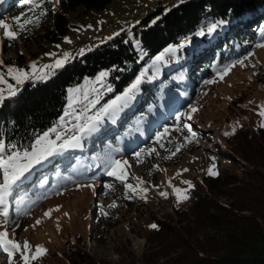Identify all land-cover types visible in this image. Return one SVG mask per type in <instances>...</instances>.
I'll list each match as a JSON object with an SVG mask.
<instances>
[{"label": "trees", "instance_id": "1", "mask_svg": "<svg viewBox=\"0 0 264 264\" xmlns=\"http://www.w3.org/2000/svg\"><path fill=\"white\" fill-rule=\"evenodd\" d=\"M21 1L24 0H17V6L25 3ZM111 1L51 0L56 7L54 11L48 9L52 24L38 42L59 40L68 30L66 15L78 6H84L86 11L99 10ZM258 20L264 22V0H184L168 9L148 8L146 13L140 14L138 23H133L132 34L120 33L103 43H91L81 55L56 69L46 80L26 82L16 96L0 105V137L8 144L30 150L36 137L59 123L69 110L71 87L86 79L94 80L92 86L98 88L91 96H98L97 107H102L122 95L138 78L141 80L135 99L123 107V114L119 113L115 121L108 120L98 131L85 135L80 147L57 153L26 173L7 198L10 209L19 208L16 201L24 194V198L30 196L33 189H40L39 194L30 196V201L37 203L38 196L58 193L68 181L88 178L72 170L78 169L76 159L82 152L88 160L101 165L102 157L116 153L115 146L125 150L127 140L144 139L141 147L125 150L138 165H144L147 162L144 148L155 145L162 150L170 146L168 138L171 136L165 135V129L168 135L179 134L176 125H180L183 111L178 108L177 114L170 117L171 122H166V117L159 120L156 115L168 99V91L185 84L181 72L184 64L177 63L181 61L180 56L187 53V58L190 55L194 60L204 55L198 59L204 65L205 53L212 50L211 45L225 40L214 49V55H208L216 70L233 60L234 53L241 54L236 47L244 43L235 39L241 38L244 28L246 32L247 28L257 27ZM212 24L218 26L207 34ZM201 30L204 36L197 35ZM250 38L253 39L248 47L259 43L254 41L255 36ZM185 43L192 44L191 48L178 47ZM170 48L177 50L169 52ZM161 54L163 60L157 61L156 57ZM7 62L17 68L26 64L23 54ZM191 65L186 68L189 70ZM101 72L108 75L102 83H97ZM189 79L192 82L197 78ZM201 89L202 84H199ZM186 106L192 109L191 104ZM145 128L147 133H144ZM232 129L222 133L228 142V153H217L228 159V168H220L218 175L208 176L197 185L192 205L176 208L175 215H167L163 220L156 219L158 226L146 235L147 245L140 258L129 252L108 264H264V127L253 130L236 126L233 134L225 135ZM182 139L187 150L199 149L198 144L189 143L186 135ZM106 147L107 152L103 150ZM137 151L142 152V162L134 155ZM85 162V157L78 161L80 165ZM58 171L67 174V181L59 178ZM64 247L62 258L56 264H99L78 241L67 240Z\"/></svg>", "mask_w": 264, "mask_h": 264}, {"label": "rangeland", "instance_id": "2", "mask_svg": "<svg viewBox=\"0 0 264 264\" xmlns=\"http://www.w3.org/2000/svg\"><path fill=\"white\" fill-rule=\"evenodd\" d=\"M182 1L184 0H112L102 9L88 11L80 5L66 15L68 30L59 40L38 42L41 34L51 27L52 18L48 9L54 11L55 3L51 0L39 1L40 7L33 8L32 5L25 3L19 7L17 0L13 2H16L15 4H10L11 0H0V20L9 24L12 30L17 32V38L13 40L5 35L3 28H0V61H3L0 63V75H3L7 81V84H0V89L7 94L8 84L20 89L28 81L40 80L29 79L17 86L12 77L7 75L9 68L27 71L31 76L32 65L35 64L38 75L48 72L50 77L58 68L48 69L46 65H53L57 60H63L67 56L68 60L64 64L66 65L76 56L81 55L91 43H103L120 33L132 34L133 23H138L140 14L146 13L148 8L162 6L168 9ZM42 11L44 14L40 15ZM37 16L40 17L38 23L35 22ZM17 18L19 23H24L25 19L32 20L33 23L24 24V28L21 29ZM257 22L259 23L257 27L247 28L246 32L244 28L241 31V38L235 39L237 42L240 40L244 43L236 47L241 54L234 53L233 60L219 66L216 70L213 69L211 65L213 61L208 55H214V49L223 45L224 43L221 42L225 40L211 45L212 50L208 49L209 52L205 53L207 56L203 60L204 65L198 60L204 55L194 60L190 55L187 58V53L180 56L181 61L177 63L184 64L185 68L181 67V72L182 76L184 75L185 84L181 85L183 82L178 85L179 89L168 91V99L163 102V108L159 109L156 115L159 120L166 117L165 121L171 122L170 117L177 114L178 108H182L181 123L176 125L180 133L168 135L169 132H165L166 136H171L168 138L170 146L162 150L157 149L155 145L144 148V150L155 149L154 152H146L144 156L147 157V162L144 165H138L134 158L125 152L128 148L141 147L144 139L127 140L125 150L114 147L113 150L120 149L119 152L114 153V156L127 160L130 165L127 169V183L136 186L138 190L146 188L147 192L130 194L123 183L105 174L106 169L103 165L88 160L87 155L82 152L76 159L78 169L72 170L74 173L86 174L88 178L82 181L79 178L77 182L68 181L67 186L58 193L49 192L46 196H38L37 203L30 201V196L39 194L40 189L37 191L33 189L27 198H24L25 194L20 196V200L16 201L17 206L20 207L15 210L10 209L7 203V224H4L3 217H0V231L6 228L11 239L21 244L27 241L33 247L42 245L47 249L46 255L38 261H33L32 264H56L62 258L64 242L67 240L78 241L99 264L114 262L129 252L136 258H140L147 245L146 235L155 229L151 226H158L156 219L163 220L167 215H175L176 208H187L192 205L195 199L193 191L199 183L204 182L206 177L211 176L208 170L213 165L216 172L220 168H228V159L217 155L219 152L225 154L229 151L223 131L230 130L233 126H246L248 129L256 130L264 124V116L260 115L264 110L262 108L264 106V47H258L264 44V32L261 31L264 29V22L262 20ZM252 36H255L254 41L259 43L248 47V43L253 39L250 38ZM259 38L263 40L260 41ZM191 46L192 44L185 43L182 50ZM21 54L26 60L24 67L17 68L7 62L17 59ZM238 60H242L243 64L235 63L221 79V71ZM192 62L193 65H191ZM189 65L192 68L188 70L186 67ZM189 78L197 79L190 82ZM206 81L213 82L206 83ZM93 83L94 80L86 79L82 84L70 88L69 100L74 107L68 111L76 115L83 113L86 118L101 109L96 103L94 108L89 107L87 112H83L98 97L91 96L98 88L97 85L92 86ZM199 84H202L201 90H199ZM73 89L81 91L73 92L71 91ZM171 99L173 101H170ZM185 103L191 104L192 109L189 113L184 111L187 107H183ZM193 108L196 111H193ZM119 113L123 114V111ZM107 121L106 119L102 125L104 126ZM60 122L54 127L60 128L61 131L68 130L67 135L71 136L77 131L75 125L84 123V119L77 121L75 115H71L65 117L63 126ZM186 126L191 127V132ZM155 127L160 129L158 126ZM193 132L196 135L191 138ZM144 133H147L146 128ZM185 135L189 138V143L198 144L199 149L187 150L185 141L182 139ZM103 150L107 152L108 148ZM82 157L86 158V162L80 165L78 161ZM75 158L73 156V159ZM58 173L59 178L67 181V174H61V171ZM137 178L143 183L139 184ZM185 181L190 182L191 187ZM89 184H94V189L80 187V185ZM108 184L113 185L111 190L105 187ZM52 186L55 188L54 184ZM175 189L182 190L179 194L181 199H178ZM162 192L166 195H161ZM185 192L188 198L182 199ZM113 204L116 206L110 207ZM2 210L3 206H0V211ZM50 210L51 215L46 216L45 213ZM37 221L40 223L38 224ZM1 262L2 264H23L19 254L14 259L10 258L2 248H0V264Z\"/></svg>", "mask_w": 264, "mask_h": 264}, {"label": "snow or ice", "instance_id": "3", "mask_svg": "<svg viewBox=\"0 0 264 264\" xmlns=\"http://www.w3.org/2000/svg\"><path fill=\"white\" fill-rule=\"evenodd\" d=\"M25 4L32 5L33 8H39L40 3L39 0H24ZM43 11L40 13V15H43ZM39 16L36 17L35 22H39ZM17 23L21 29L24 28V24L27 23H33L32 20L25 19L24 23H19V18H17ZM220 24L223 23V21L219 22ZM217 24H212L207 29V34L213 33L216 28ZM0 28H3L5 30V35L9 39H16L17 38V32L13 31L11 26L4 21L0 20ZM262 32H264V29H261ZM199 36H204L205 32L201 30L197 33ZM178 47H184V44L179 45ZM258 47H264V44L258 45ZM177 48H170L168 49L169 52H175ZM252 55V54H249ZM164 55L161 54L160 56L156 57L157 61L163 60ZM68 57L65 56L63 60H57L55 64L53 65H46L45 67L48 69L53 68H61L64 66V64L67 62ZM0 63H3V61H0ZM235 63L243 64L242 60L235 61L233 65H230L226 68H224L221 73V79L224 75L230 71L231 67L235 65ZM33 72L30 76V74L27 71L21 70V69H14L9 68L8 69V76H11L12 79L15 81V84L17 86L24 84L29 79H40V80H46L49 77L48 72H44L43 74H37L38 70L36 69V65H32ZM108 75V72H101L99 74V77L97 79V83H102L105 79V77ZM213 81H206V83H212ZM141 83V80L138 78L122 95L117 96L115 99H113L111 102L107 103L106 105L102 106L100 110L95 112L91 116H87L84 118L83 113L76 115L72 111L65 112V117L75 115V119L77 121H80L81 119H84V123L75 125L76 132L72 134L71 136L67 135V131H61L58 127H53L42 134L38 135L34 141V143L30 146L29 149H21L16 144H8L5 142V140L0 137V172H2V178H0V206H3V210L0 211V217H3L4 224H7V218H8V209H7V198L13 189V186L20 181L21 179L25 178L26 173L30 172L36 165L42 164L44 161L48 160L49 157L63 152L67 149L76 148L81 146V140L83 137L87 134L94 133L98 131L99 127L104 123V121L111 120L115 121V119L118 117L119 112L123 109V107L127 106L132 100L135 99V94L139 90V85ZM0 84H7V81L5 80L3 75H0ZM19 89L18 87H14L11 84H8L7 86V96L4 94V90L0 89V105H3L6 99L10 97H14L17 95ZM73 92L81 91L80 89H73L71 90ZM86 98V95H85ZM73 100H75V96H73ZM99 102V97L91 104L86 107L83 112H87L89 107H95V104ZM79 103V101H77ZM74 105L72 103H69L68 108L72 109ZM264 108V106H262ZM193 111H196L195 108H193ZM183 115V114H181ZM261 116H264V110L260 113ZM65 117H61V126L64 124ZM264 127V124L261 125ZM188 127L189 132H191V127ZM236 126H233L232 132H226L225 135H231L235 132ZM165 132H167V129H165ZM163 133L160 134L162 136ZM195 133H192V137H195ZM160 136L157 137V139H160ZM54 137V138H53ZM190 138V139H191ZM163 146V145H161ZM179 150V149H177ZM116 152H119L120 149H115ZM145 152L151 153L154 152L155 149H145L143 150ZM135 157L138 161H140V157L142 155L141 151L135 152ZM142 162V161H140ZM101 165L106 169L105 174L114 177L116 180L120 181L125 185L128 192L131 193H142L147 192L146 188H139L137 189L136 186L132 185L131 183H127L128 179V168L130 165L128 164L127 160L118 159L114 155L109 154L107 156H104L100 160ZM215 165L212 166L208 170V174L211 176H216L219 173L215 170ZM138 183L142 184L143 181H140L139 178ZM186 184H189V187H191L190 182L185 181ZM80 187H95L94 184L89 185H80ZM105 187H107L109 190L113 188L112 184H108ZM176 193L178 194V199H181L179 194L181 193V189H175ZM161 195H166V193H161ZM130 198V197H129ZM187 194L183 195L182 199H187ZM116 205H110V207H115ZM46 216L51 215V210L49 212L45 213ZM39 224L40 221H37ZM151 227L156 228V225H152ZM0 248L3 249L4 252L8 254L10 258H15L17 254H19L21 260L23 261V264H32L33 261L40 260L44 255L47 253V249L44 248L42 245H36L33 247L30 245L27 241H25L23 244H21L19 241L11 239L8 230L5 228V230L0 231Z\"/></svg>", "mask_w": 264, "mask_h": 264}, {"label": "bare ground", "instance_id": "4", "mask_svg": "<svg viewBox=\"0 0 264 264\" xmlns=\"http://www.w3.org/2000/svg\"><path fill=\"white\" fill-rule=\"evenodd\" d=\"M183 107H185V106H183ZM189 109H190V107H189V106H187L185 110H187V111H188Z\"/></svg>", "mask_w": 264, "mask_h": 264}, {"label": "water", "instance_id": "5", "mask_svg": "<svg viewBox=\"0 0 264 264\" xmlns=\"http://www.w3.org/2000/svg\"><path fill=\"white\" fill-rule=\"evenodd\" d=\"M187 105V104H184V106Z\"/></svg>", "mask_w": 264, "mask_h": 264}]
</instances>
